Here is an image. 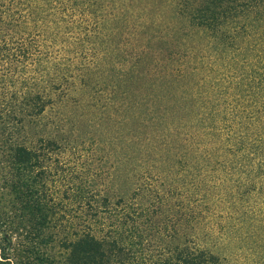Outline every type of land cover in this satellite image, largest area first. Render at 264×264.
<instances>
[{
	"label": "rangeland",
	"instance_id": "rangeland-1",
	"mask_svg": "<svg viewBox=\"0 0 264 264\" xmlns=\"http://www.w3.org/2000/svg\"><path fill=\"white\" fill-rule=\"evenodd\" d=\"M143 3L0 0V108L13 104L8 119L19 123L15 133L28 144L39 137L70 141L44 155L45 166L57 171L54 200L64 199L69 175V183L85 189L83 201L92 203L125 181V92L111 75L131 37L125 22L131 33L138 29L143 20L135 12ZM246 3L223 0L236 13L221 25L234 32L228 40L249 46L222 59L205 55L203 61L211 64L192 78L193 91L202 97L194 101L199 112L187 126L170 120L164 131L169 147L161 152L167 159L156 161L155 177L148 179L161 192L174 189L165 196L168 202L161 201L165 213L168 205L174 213L180 202L185 217L194 216L181 228L184 247L208 249L218 264H264V0ZM245 28L249 32L243 33ZM36 94L37 107L43 105L38 115L28 103ZM21 100L23 113L17 107ZM4 153L0 150V168ZM142 163L141 170L147 165ZM9 193L0 180L3 203L10 202ZM63 201L67 210L56 217L110 215L101 208L84 211L76 199ZM169 235L168 245L179 243ZM56 250L52 244L48 253Z\"/></svg>",
	"mask_w": 264,
	"mask_h": 264
},
{
	"label": "trees",
	"instance_id": "trees-1",
	"mask_svg": "<svg viewBox=\"0 0 264 264\" xmlns=\"http://www.w3.org/2000/svg\"><path fill=\"white\" fill-rule=\"evenodd\" d=\"M141 1L144 3L135 13L143 22L133 33L125 22V33L131 37L125 53L115 60L119 63L116 73L111 75L125 92V181L112 191L108 188V195L92 203L83 201L81 183H69L70 175L62 178L66 181L64 199L72 203L76 199L84 211L89 208L97 213L101 208L110 215L101 220L95 214L77 219L56 217L58 211L67 209H63L64 199H53L57 171L45 166L44 155L70 141L39 137L35 145L28 144L15 133L19 123L8 119L14 113L13 104L1 107L0 150L5 153L0 180L11 200L3 203L0 199V264H218L210 250L184 247L181 228L194 216L187 219L180 202L174 213L169 211L171 205L165 213L161 201L168 202L165 196L173 195L174 189L168 186L161 192L148 179L155 177L156 161L164 164L167 159V153L161 152L166 150L164 146L169 147L164 131H168L170 120L173 118L178 127L187 126L199 112L194 101L202 97L198 90L193 91L192 78L204 64H211L203 61L205 55L222 59L233 50L234 54L237 49L244 51V43L228 40L234 32L221 25L228 14L236 13L231 11L235 7L223 6V0ZM253 3L258 0L246 4ZM242 32L249 31L245 28ZM38 100L37 94L28 100L31 114H40L43 105L38 108ZM20 104L17 107L23 113L26 106L22 100ZM3 109L7 111L3 113ZM142 162L147 165L141 170L137 165ZM169 233L168 237L179 243L168 245L165 237ZM52 244L57 250L49 254Z\"/></svg>",
	"mask_w": 264,
	"mask_h": 264
}]
</instances>
